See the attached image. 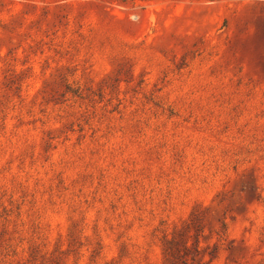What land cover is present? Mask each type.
I'll return each instance as SVG.
<instances>
[{
	"label": "rangeland",
	"instance_id": "obj_1",
	"mask_svg": "<svg viewBox=\"0 0 264 264\" xmlns=\"http://www.w3.org/2000/svg\"><path fill=\"white\" fill-rule=\"evenodd\" d=\"M196 210L264 264V0H0V264H167Z\"/></svg>",
	"mask_w": 264,
	"mask_h": 264
},
{
	"label": "trees",
	"instance_id": "obj_2",
	"mask_svg": "<svg viewBox=\"0 0 264 264\" xmlns=\"http://www.w3.org/2000/svg\"><path fill=\"white\" fill-rule=\"evenodd\" d=\"M206 210H196L189 222L176 231L173 237L166 242L167 264H210L203 257L198 258L200 247L198 238L203 232L202 217ZM227 231V225L219 220L217 235L222 238ZM194 232L193 243L190 244L189 234Z\"/></svg>",
	"mask_w": 264,
	"mask_h": 264
}]
</instances>
